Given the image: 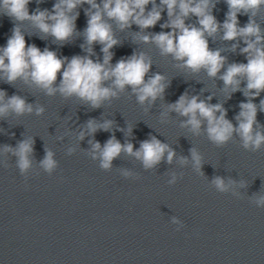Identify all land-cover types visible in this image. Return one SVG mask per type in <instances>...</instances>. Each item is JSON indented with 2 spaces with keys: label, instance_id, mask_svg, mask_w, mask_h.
Masks as SVG:
<instances>
[{
  "label": "water",
  "instance_id": "1",
  "mask_svg": "<svg viewBox=\"0 0 264 264\" xmlns=\"http://www.w3.org/2000/svg\"><path fill=\"white\" fill-rule=\"evenodd\" d=\"M58 2L31 0L29 14L52 13ZM96 3L102 6V0ZM155 3L160 5V0ZM211 4L215 5L210 6L211 14L222 25L227 3L211 0ZM90 7L84 3L73 10L72 15L78 13L75 30L65 41L43 33L31 21L19 22L26 47L48 49L67 61L87 56L102 63L103 45H88L85 38ZM152 7L149 4L147 11ZM237 19L239 27H244L249 15L240 13ZM254 20L264 35V6ZM167 21L166 9L148 29L134 23L121 29L108 20L118 41L110 49L111 65L144 53L151 60L145 79L157 73L165 77V91L154 103H138L126 87L93 109L75 96L46 95L23 79L11 84L0 79V90L8 97L20 95L34 107L30 114L9 113L0 118V264H264V205L257 203L264 195V146L258 151L245 149L235 134L218 146L203 127L199 135L192 134L182 126L186 118L167 107L187 93L222 104L227 119L236 125L240 104L248 99L246 83L233 92L219 77L230 64L247 63L241 52L246 44L241 38L224 40L221 28L207 37L209 48L220 50L226 58L221 73L217 77H209L203 69L193 73L170 54H162L155 43L140 39L139 34L171 31L161 27ZM186 24L198 26L197 18L189 16ZM14 26L10 17L0 14V48L7 46ZM59 82L60 73L57 86ZM110 85L111 80L105 82ZM262 99L264 92L253 102L258 106V130L264 131V111L259 110ZM36 106L43 107L41 115H36ZM89 120L99 125L112 121V125L107 131L89 133ZM113 136L121 144L131 142L134 150L155 136L170 145L176 156L171 164L161 161L145 169L140 160L122 152L110 169H103L99 158H93L92 143L103 146ZM27 137L35 141L33 162L21 174L16 156L5 153L3 147L15 148ZM193 147L202 157L200 172L191 160ZM46 148L57 161L50 173L39 164ZM217 176L229 185L227 191L217 190L212 183Z\"/></svg>",
  "mask_w": 264,
  "mask_h": 264
},
{
  "label": "clouds",
  "instance_id": "2",
  "mask_svg": "<svg viewBox=\"0 0 264 264\" xmlns=\"http://www.w3.org/2000/svg\"><path fill=\"white\" fill-rule=\"evenodd\" d=\"M30 2L31 0H0V14L7 15L15 22L7 46L0 48V73L3 74L0 79H5L10 84L23 79L44 90L46 95L59 92L65 98L75 96L93 109L116 97L118 91H123L126 87L132 89L138 103H154L165 91V77L157 73L145 79L151 68V60L144 53H134L127 60L121 59L111 65L110 49L118 41L114 38L108 20L115 21L121 29L130 27L133 23L141 29H148L161 20V13L166 9L168 21L161 27L170 28L171 31L154 35L139 34L140 39L145 43H155L162 54H170L181 62L182 68L190 69L193 73L203 69L209 77H217L224 68L226 58L221 55L220 50L209 48L207 37L214 36L223 28L224 40H244L246 47L241 52L246 55L247 63L230 64L219 78L225 88L233 92L240 90L241 83L245 82L244 95L248 98L247 102L240 104V111L235 117L236 125L227 119V111L222 104H210L200 100L198 96L189 97L187 93L181 95L175 103L169 104L168 110L185 117L182 126L187 127L194 135H199L203 127L208 139L218 146L226 144L234 134L240 137L245 149L258 151L264 146V131L258 130L261 126L256 120L258 106L253 102L264 92V35L254 20L264 6V0H225L229 10L222 25L211 14L210 6L215 7L211 0H160V5H156L155 0H102V6L96 0H59L52 13L37 11L29 14ZM84 3L91 6L87 10L89 19L85 30L86 42L88 45H103L102 63L87 56H74L67 61V58H58L55 52L48 49L41 52L35 45L26 47L19 22L31 21L43 33L52 35L58 41H65L75 30L78 13L72 15L73 10ZM149 4L153 7L147 11ZM240 13L249 15V22L244 27H239L237 16ZM189 16L197 18L198 26L186 24ZM58 73L60 82L57 86ZM109 80L111 85L105 86V82ZM259 110L264 111V99L260 100ZM33 111V105L25 98L20 95L8 97L0 90V118L9 113L20 116ZM43 111V107H35L36 115H41ZM111 125L112 121L99 125L96 121L89 120L86 127L89 133H95L98 130L107 131ZM84 135L85 132L81 131L79 138L83 139ZM34 143L32 137H27L15 148L9 145L3 147L5 153L16 156V165L21 174L27 173L32 167ZM91 150L93 158H99L103 169H110L113 160L122 152L140 160L145 169L154 168L161 161L171 164L176 156L170 145L155 136L142 141L135 150L131 142L121 144L114 136L103 146L99 142L92 143ZM190 156L193 167L200 172V153L193 147L190 149ZM53 157L54 153L46 148L44 158L39 161L40 166L49 173L57 167V161ZM181 162L187 163V158L181 157ZM125 175L128 173L125 172ZM174 179L170 182H174ZM212 183L221 192L228 190L229 185L222 177H215ZM257 203L264 205V195L258 197Z\"/></svg>",
  "mask_w": 264,
  "mask_h": 264
}]
</instances>
